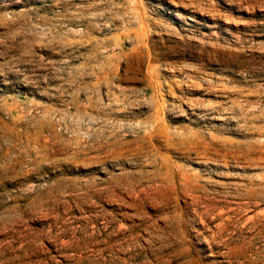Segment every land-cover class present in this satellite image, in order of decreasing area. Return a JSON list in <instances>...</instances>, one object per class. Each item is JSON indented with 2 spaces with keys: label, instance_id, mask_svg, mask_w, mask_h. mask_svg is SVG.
I'll return each instance as SVG.
<instances>
[{
  "label": "rangeland",
  "instance_id": "rangeland-1",
  "mask_svg": "<svg viewBox=\"0 0 264 264\" xmlns=\"http://www.w3.org/2000/svg\"><path fill=\"white\" fill-rule=\"evenodd\" d=\"M0 264H264V0H0Z\"/></svg>",
  "mask_w": 264,
  "mask_h": 264
},
{
  "label": "bare ground",
  "instance_id": "bare-ground-1",
  "mask_svg": "<svg viewBox=\"0 0 264 264\" xmlns=\"http://www.w3.org/2000/svg\"><path fill=\"white\" fill-rule=\"evenodd\" d=\"M250 219V218H249ZM251 220V219H250ZM246 223V222H245Z\"/></svg>",
  "mask_w": 264,
  "mask_h": 264
}]
</instances>
